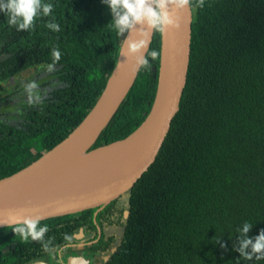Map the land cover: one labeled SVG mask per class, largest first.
Listing matches in <instances>:
<instances>
[{
  "label": "trees",
  "instance_id": "trees-1",
  "mask_svg": "<svg viewBox=\"0 0 264 264\" xmlns=\"http://www.w3.org/2000/svg\"><path fill=\"white\" fill-rule=\"evenodd\" d=\"M42 3H52L53 12L41 13L31 31L16 30L0 14V86L16 89L20 80L11 85V78L29 70L37 82L35 93L12 109L1 105L13 91L0 93V179L39 158L81 122L105 87L127 33L118 37L111 29L112 14L101 0ZM194 5L177 112L154 162L105 206L110 214L118 210L124 227L105 264H264L238 251L245 236L254 243L264 230V0ZM53 22L59 32L45 26ZM159 47L160 35L152 36L146 55ZM54 48L62 56L50 71ZM149 63L151 70L137 74L91 149L123 139L147 116L159 57ZM94 211L38 221L37 230L47 231L35 241L1 228L0 264H29L54 253L80 226L93 223ZM245 222L253 226L242 236Z\"/></svg>",
  "mask_w": 264,
  "mask_h": 264
},
{
  "label": "water",
  "instance_id": "water-1",
  "mask_svg": "<svg viewBox=\"0 0 264 264\" xmlns=\"http://www.w3.org/2000/svg\"><path fill=\"white\" fill-rule=\"evenodd\" d=\"M176 16L179 28L160 35L156 95L139 126L121 140L91 149L137 76L129 71L135 57L125 61L119 50L105 87L81 122L39 158L0 179V223L10 216L19 225L25 220L41 221L104 207L124 195L154 162L177 112L187 75L192 13L184 10ZM129 35L127 32L122 41L124 49ZM136 39L139 37L134 33L131 41ZM151 40L149 36V46ZM148 48L141 55H146ZM21 77H12L11 85ZM101 113L104 116L99 124L79 141L84 128ZM82 141L85 144L77 156L74 148ZM1 228L6 225L0 224ZM68 262L84 264L83 259L69 258ZM31 264L48 262L36 259Z\"/></svg>",
  "mask_w": 264,
  "mask_h": 264
},
{
  "label": "clouds",
  "instance_id": "clouds-1",
  "mask_svg": "<svg viewBox=\"0 0 264 264\" xmlns=\"http://www.w3.org/2000/svg\"><path fill=\"white\" fill-rule=\"evenodd\" d=\"M108 7L112 14L110 22L111 29L118 37H122L125 32L131 33L135 26H139L137 36L139 39L127 42V51H124L123 43L120 48V55L125 57V61L135 57V65L129 68L132 75L138 74L141 70H151L152 64L149 60H156L160 53L156 50H149L147 55H141V51L149 47V36L163 35L167 29H178L179 23L176 13L187 10L189 13L193 10V0H101ZM205 0H195V9L204 8ZM54 5L52 3H42V0H0V14L7 19L9 26H14L16 30L31 31L42 13L47 17L53 12ZM53 32L60 31V25L57 23H48L45 25ZM62 53L58 48H54L51 52L53 63L48 65L51 71L55 64L61 60ZM37 85L31 83L29 89H35ZM31 96V93H30ZM37 100L39 96L35 97ZM38 221L25 220L24 226L20 227L15 224V217H9V220L0 224L11 228L14 236L19 235L22 240H40L47 227L37 230ZM252 224L245 222L240 235L244 236L252 228ZM69 237H66L68 239ZM251 245V253L246 254L245 249ZM224 245H221L223 247ZM241 257L251 260L253 255L256 260H264V230H261L255 242L246 236L241 242L238 250ZM73 259H84V264H92L84 256L72 257Z\"/></svg>",
  "mask_w": 264,
  "mask_h": 264
},
{
  "label": "flooded vegetation",
  "instance_id": "flooded-vegetation-1",
  "mask_svg": "<svg viewBox=\"0 0 264 264\" xmlns=\"http://www.w3.org/2000/svg\"><path fill=\"white\" fill-rule=\"evenodd\" d=\"M105 206L95 208L92 214L93 223L80 226L72 234L68 243L59 247L54 253H49L37 259H46L48 264H78V262H68V259L84 256L92 264H105L117 249L124 230L123 225H121L122 222L117 220L118 210L110 214L104 212ZM127 211L126 208L121 209L123 220L127 218L128 213L125 214ZM102 240L105 242L104 245L95 246Z\"/></svg>",
  "mask_w": 264,
  "mask_h": 264
},
{
  "label": "rangeland",
  "instance_id": "rangeland-1",
  "mask_svg": "<svg viewBox=\"0 0 264 264\" xmlns=\"http://www.w3.org/2000/svg\"><path fill=\"white\" fill-rule=\"evenodd\" d=\"M22 75L21 77V80L19 81V84L17 85L16 89L12 88L8 83H3L1 84V89H0V93L2 96H7L8 92H12L13 91V95L12 97L10 98V102H8L7 104H2L1 107H6V108H11L13 107V104L15 102H17V100L19 98H22V97H27L29 96L30 97V93H31V96L33 95V93H35V91L37 90V87L35 89H29L28 88V85L31 84V83H37L35 82L34 80V75L33 74V70H29L27 72H24L23 74H20ZM19 75V76H20ZM6 90V91H5Z\"/></svg>",
  "mask_w": 264,
  "mask_h": 264
},
{
  "label": "bare ground",
  "instance_id": "bare-ground-1",
  "mask_svg": "<svg viewBox=\"0 0 264 264\" xmlns=\"http://www.w3.org/2000/svg\"><path fill=\"white\" fill-rule=\"evenodd\" d=\"M138 28H139L138 25L135 26V27L133 28V30L131 31V33H130V35H129V39H128V41H131V39H132V37H133V34H134V33H137ZM124 51H127V43L125 44V49H124ZM103 116H104V113H101V114H98V115H96V116L94 117L92 123L89 124V125H87V126L84 128V130H83V132H82V134H81V136H80V140H79V141H81V140L87 138V137L91 134L92 130H93V129L99 124V122L101 121V119L103 118ZM84 144H85V141H82V142H80V143L74 148V152H77V156L79 155L80 150H81V148L84 146Z\"/></svg>",
  "mask_w": 264,
  "mask_h": 264
}]
</instances>
